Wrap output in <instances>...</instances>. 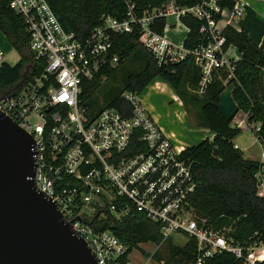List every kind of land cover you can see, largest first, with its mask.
<instances>
[{
	"label": "built area",
	"instance_id": "obj_1",
	"mask_svg": "<svg viewBox=\"0 0 264 264\" xmlns=\"http://www.w3.org/2000/svg\"><path fill=\"white\" fill-rule=\"evenodd\" d=\"M218 1L178 7L174 0H164L138 14L134 3L125 0L123 17L105 14L78 39L62 26L47 0H9V8L25 24L32 62L19 87L0 95V112L31 135L35 188L55 203L97 264L133 263L127 246L110 230L96 228L94 222L137 215L157 224L162 240L173 241L177 234L194 240L193 264H205L224 252L236 258L233 264H264V241L251 238L235 243L224 230L213 229L196 215L190 198L199 184L183 156L187 146L175 145L139 93L120 94L130 105L128 114L100 103L91 113L80 100L83 82L97 79L103 83L108 69L118 65L114 36L134 30L158 67L192 57L200 75L195 90L199 95L220 70L232 74L236 58L230 52L236 48L224 49L223 31L228 26L240 30L238 21L251 0H234L232 7ZM185 14L204 22L199 28L200 43L193 49H186L183 42L173 43L166 34L169 27L177 26L167 19L174 17L181 23ZM159 18H164L162 33L153 28ZM223 84L227 87L226 80ZM244 115L233 124L240 129L246 124L250 130ZM255 178L257 193L264 197V162Z\"/></svg>",
	"mask_w": 264,
	"mask_h": 264
},
{
	"label": "trees",
	"instance_id": "obj_2",
	"mask_svg": "<svg viewBox=\"0 0 264 264\" xmlns=\"http://www.w3.org/2000/svg\"><path fill=\"white\" fill-rule=\"evenodd\" d=\"M62 26L84 38L89 31L100 23L101 17L109 14L116 18L125 15V0H47ZM133 10L140 14L149 7L161 5L164 0H131ZM178 7H190L201 0H174ZM9 0H0V31L17 52L19 59L14 65L5 61L0 63V95L15 91L23 81L26 67L32 62L29 37L20 15L8 6ZM234 0H220L221 6L232 7ZM215 19L218 14H213ZM187 28L183 40L186 49H193L200 43L199 28L204 23L190 14L180 17ZM236 31L226 27L224 49L232 45L240 53V59L232 62V74L220 70L208 84L203 94H192L188 89L197 88L200 78L192 57L180 63L165 67L156 66L152 55L138 42L139 32L114 36L113 49L119 55V63L108 69L104 82H112V87L99 99L98 90L102 84L97 79L82 83L80 100L91 113L98 110L99 103L115 108L124 114L130 112V105L121 97L124 91L140 93L155 78L166 81L182 101L186 110L189 105L199 107V126L206 127V136L200 142L187 146L183 156L191 163V171L198 181V188L190 198V205L205 224L216 230H224L235 243L244 244L249 239L264 241V197L257 193L255 174L260 162L243 157L242 151L234 147V138L241 129L233 124V118L226 120L215 104L220 94L232 85L231 96L238 111L247 115L246 122L264 147V49L259 47L264 37V20L257 17L255 10L244 6V15L238 21ZM164 18L155 21L154 30L162 33ZM230 75V77H229ZM103 82V83H104ZM256 127V130L254 129ZM258 127V128H257ZM138 144V139H134ZM139 150V149H137ZM98 229L110 230L127 246V255L143 243L156 246L164 244L166 255L158 249L151 254L157 264H193L196 255L192 239L184 245L175 244L171 238L162 240L157 224L141 216H127L119 221L109 217L94 222ZM237 260L229 252L214 256L205 264H233Z\"/></svg>",
	"mask_w": 264,
	"mask_h": 264
},
{
	"label": "water",
	"instance_id": "obj_3",
	"mask_svg": "<svg viewBox=\"0 0 264 264\" xmlns=\"http://www.w3.org/2000/svg\"><path fill=\"white\" fill-rule=\"evenodd\" d=\"M232 87L215 104L226 120L238 112ZM32 147L31 135L0 112V264H97L55 203L35 188Z\"/></svg>",
	"mask_w": 264,
	"mask_h": 264
},
{
	"label": "rangeland",
	"instance_id": "obj_4",
	"mask_svg": "<svg viewBox=\"0 0 264 264\" xmlns=\"http://www.w3.org/2000/svg\"><path fill=\"white\" fill-rule=\"evenodd\" d=\"M253 5L258 14L264 16V1L254 0ZM167 22L176 23V20L174 17H169ZM167 31L168 39L176 44L180 43L186 35V30L182 31L173 27H169ZM5 57L4 61H8L10 65H14L19 59L16 51H12ZM158 82L164 83V80L155 78L139 93V97L147 107L150 108L151 104L155 107L154 110L151 107V113L157 118L158 124L163 130L168 133L174 132L176 137H172V139L175 145L183 144V146H190L200 142L206 135H209L210 133L208 131L205 133L204 127L199 126L200 124L197 123L201 119L199 107L196 104H191L189 105V110H186L182 101H177V99L173 98L175 93L171 86L166 85L165 91H160V88L157 87ZM112 85V82L109 80L100 85L98 96L101 101ZM188 89L192 94L197 95L196 89L193 87ZM171 100L172 102L169 103ZM241 118H244V116L238 114L233 121ZM233 141L239 147L248 146L254 142V136L245 124V128L242 129L239 137ZM257 148V145H255L254 150ZM186 241L187 238L183 235L177 234L173 236V242L176 244L184 245ZM164 246V244L156 246L149 242L140 244V248L133 249L129 254V259L133 264H157V261L153 257L151 258V254L158 249L160 255H166Z\"/></svg>",
	"mask_w": 264,
	"mask_h": 264
},
{
	"label": "crops",
	"instance_id": "obj_5",
	"mask_svg": "<svg viewBox=\"0 0 264 264\" xmlns=\"http://www.w3.org/2000/svg\"><path fill=\"white\" fill-rule=\"evenodd\" d=\"M261 1H264V0H261ZM253 2H254V0L249 1L248 2V6L251 7L253 10H255L254 5H253ZM255 12H256L257 17L259 19L264 20V16L258 14V12L256 10H255ZM173 28L174 29H178V30H182V31L183 30L184 31L186 30V32H187V28L183 24H181V23H178V25L175 26V27H173ZM183 40L180 43H182ZM12 51H15V50L12 48V46L10 45V43L7 41L5 35L0 31V52L2 54L1 55V58H0V63L2 61H4L5 58H6L5 56L8 55L9 53H11ZM230 54H232V55L234 54V57L236 58V60L240 59V53L236 49L234 51L230 52ZM5 62L8 63V61H5ZM166 85H169L166 81H164V83L163 82H158L157 83V87L160 88V91H165ZM173 98L174 99H177V101H181L180 99L177 98V95L176 94L174 95ZM170 102H172V100L169 101V103ZM151 107L153 108V110L155 109V107L152 104H151ZM151 107L150 108L147 107V108L152 112V110H151L152 108ZM238 114H242L245 117V115H244V113L242 111H238L237 114H236V116ZM242 129L243 128H241V132H242ZM204 131H205V133H207L208 128L204 127ZM249 131H251V130H249ZM165 133H167L171 138L172 137L173 138L176 137V135L174 134V132H169V133L168 132H165ZM251 133L254 136V134H253L252 131H251ZM239 135L236 138H238ZM236 138H234V139H236ZM181 145H183V144H181ZM236 145L238 146V144H236ZM255 145H257L258 148L254 150ZM238 148L242 151L243 157H245L247 159H251V160H256V161H259L261 163L264 162V159L261 158V152L263 150V146H262V144L259 142V140L255 136H254V142L252 144H250L248 146H243V147H239L238 146Z\"/></svg>",
	"mask_w": 264,
	"mask_h": 264
},
{
	"label": "bare ground",
	"instance_id": "obj_6",
	"mask_svg": "<svg viewBox=\"0 0 264 264\" xmlns=\"http://www.w3.org/2000/svg\"><path fill=\"white\" fill-rule=\"evenodd\" d=\"M175 24H177L178 25V23L176 22ZM179 44V43H178Z\"/></svg>",
	"mask_w": 264,
	"mask_h": 264
}]
</instances>
